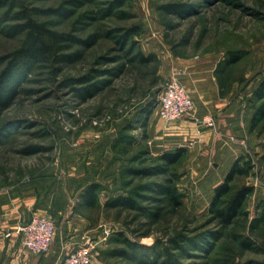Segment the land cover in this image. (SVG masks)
Segmentation results:
<instances>
[{
	"label": "rangeland",
	"instance_id": "obj_1",
	"mask_svg": "<svg viewBox=\"0 0 264 264\" xmlns=\"http://www.w3.org/2000/svg\"><path fill=\"white\" fill-rule=\"evenodd\" d=\"M29 19L56 32L57 42L48 38L42 61L15 55L4 77L25 46ZM134 25L142 26L136 45L122 39ZM138 50L152 59L139 62ZM228 51L243 54L242 60L220 65ZM198 63L215 65L221 93L236 86L250 113L264 80V0H0V204L31 193L36 206H54L47 213L57 227L51 248L67 239L59 234L64 210L57 207L72 206L90 230L79 238L93 246L95 264H162L166 252L174 264H224L229 238L211 217L208 182L217 172L223 182L228 163L213 160L209 171L197 173V156L186 145L184 162L166 168L149 131L151 121L159 122L166 83L182 81ZM151 104L156 107L143 140L138 118ZM124 134L132 140L120 142ZM248 136L239 156L252 167L236 183L255 189L240 220L246 219L242 232L263 249H236V264H264V223L253 227L264 211V121ZM132 168L140 175L129 174ZM169 178L184 194L183 206L174 210L160 193ZM94 183L100 205L86 207L80 195ZM130 188H138L141 210L104 207ZM177 234L184 236L180 249L171 241Z\"/></svg>",
	"mask_w": 264,
	"mask_h": 264
},
{
	"label": "crops",
	"instance_id": "obj_2",
	"mask_svg": "<svg viewBox=\"0 0 264 264\" xmlns=\"http://www.w3.org/2000/svg\"><path fill=\"white\" fill-rule=\"evenodd\" d=\"M214 69L215 65L207 67L198 63L182 74V82L188 88L195 105L192 116H189L190 113L187 118L166 126L158 113V124L155 125L151 121L149 127L159 151L179 145L193 147V154L197 156V173L209 171L210 163L218 159L228 163L224 169L227 172L233 161L242 153L241 144L245 139H249L251 114L246 109V96L239 94L236 86L229 93L222 94ZM207 116H214V127L204 128L202 124H198ZM217 173L213 180L208 182L212 183L214 190L222 183L219 180L222 178L221 172ZM37 199L36 195L28 193L24 196H14L0 204V264H61L65 248L81 244L83 240L79 236H87V233H90L86 222H79L80 215L72 210V206H66L64 209L58 206L57 212L64 210L61 213L64 216L63 223L58 226L59 234L67 233V239H62L59 245L51 248L46 254L31 253L24 248L16 230L33 216L55 209L54 206H36ZM91 264L95 262L92 261Z\"/></svg>",
	"mask_w": 264,
	"mask_h": 264
},
{
	"label": "trees",
	"instance_id": "obj_3",
	"mask_svg": "<svg viewBox=\"0 0 264 264\" xmlns=\"http://www.w3.org/2000/svg\"><path fill=\"white\" fill-rule=\"evenodd\" d=\"M123 3V2H121ZM121 6V5H120ZM125 30V33L122 36V39L131 44L136 45V42L133 38L141 33L142 26L134 25ZM26 39L19 51L13 54L12 60L8 63V67L4 73V77L10 75L11 70L16 65V60H14L15 55H20L28 60H37L42 61L46 59L44 53L48 52V38H52L57 42V34L54 31H51L45 23L38 22L34 20H28L26 24ZM28 46V47H27ZM228 55L219 62L220 65L225 64V66L233 65L243 58V54L236 53L233 51H228ZM137 60L141 63H147L152 58L151 56H145L141 50L137 51L135 56ZM218 64V66H219ZM216 75H219V69L215 70ZM219 80V77H218ZM221 83V78H220ZM222 94H224L222 92ZM254 100H251L252 107L250 108L251 119L249 126V133L256 130V128L261 125L264 121V80L257 86L254 93ZM258 101L257 103H255ZM249 105V103L246 104ZM155 105H149L145 108L144 113L138 118V121L141 123V127L144 129L143 140L148 138V127L150 123V119L155 110ZM253 110V111H252ZM132 140V136L128 134L122 135L119 138L120 142H129ZM189 153V147L186 145H179L174 148H169L161 151L160 155L157 158V161H161L163 165L168 168L172 166H180L184 160L186 159ZM252 164L251 160L245 156V154L238 156L236 160L232 163L224 181L219 184L214 191V195L210 204V213L211 217L216 221L218 225H220L222 229L227 230L224 233L229 239L228 244L225 246L224 251L228 253L225 258H223L222 263L224 264H236V255L237 250H254L258 247V242L255 240L253 234L246 235L242 232L243 222L246 219H243L241 222V218L248 215L245 211V206L247 204L248 199L254 193L253 185H246L244 183L237 184L236 180L239 177L246 175L251 170ZM131 172L129 174H139V170L135 168L130 169ZM100 185L97 183L91 184L87 189L81 192V203L86 207H98L100 205ZM166 200V203L172 209H177L178 207L183 206V198L184 194L179 190L174 179L169 178L165 187L161 190V192ZM138 188H130L126 192V194H119L110 197L105 201L104 207L107 209H140L141 206L138 204L139 197ZM163 210L165 208H162ZM150 216V214H148ZM156 216L158 219L163 215L160 213L152 214ZM260 222L264 223V211L261 216L253 221V227H256L255 223ZM253 230H251L252 232ZM184 236L177 234L175 238H172L174 247L181 248L180 241ZM219 237L217 236L216 239ZM125 243L131 246L132 249H136L138 247L137 244L129 242L127 239H123ZM263 249L259 246L257 249ZM237 249V250H236ZM167 259H165L162 264H174L172 258L173 254L166 252Z\"/></svg>",
	"mask_w": 264,
	"mask_h": 264
},
{
	"label": "built area",
	"instance_id": "obj_4",
	"mask_svg": "<svg viewBox=\"0 0 264 264\" xmlns=\"http://www.w3.org/2000/svg\"><path fill=\"white\" fill-rule=\"evenodd\" d=\"M194 101L183 82L177 78L169 80L163 90L159 117L166 126L189 115L194 110ZM205 126L214 127L213 116H207ZM56 220L51 214L35 215L16 230L25 249L43 255L50 251L56 236ZM92 245L77 244L67 251L61 264H91Z\"/></svg>",
	"mask_w": 264,
	"mask_h": 264
}]
</instances>
